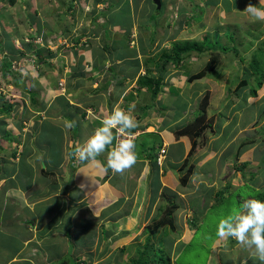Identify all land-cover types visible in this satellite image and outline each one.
<instances>
[{
    "label": "rangeland",
    "instance_id": "374dc122",
    "mask_svg": "<svg viewBox=\"0 0 264 264\" xmlns=\"http://www.w3.org/2000/svg\"><path fill=\"white\" fill-rule=\"evenodd\" d=\"M71 3L70 7L67 0H16L13 4H8L7 0L0 2V43L3 45V51H0V108L8 103L12 108L9 112L0 113V162L6 160V154L12 158L9 155L11 152L16 153L15 162L19 159L20 150L27 142L25 136H28V130L34 129L33 121L36 118L38 121L46 119L54 125L62 120L66 123L65 119L61 120L54 113L67 110L62 102L63 98L68 100L71 97H68V90L72 95L73 89L74 95V83L94 71L90 58L93 54H106V57L117 55V46L113 41L122 39L121 51L138 56L143 66L139 72L143 74L146 72L147 52L169 49L175 40L201 41L206 37L210 42H215L218 48L221 45L228 47L219 54L213 71H208L199 79L187 81L188 75L199 70L209 59V50L199 56L191 54L175 68L166 64L160 96L154 97L153 106L147 95L140 92L133 97L132 107L140 108L142 114L148 113L146 109L158 111L164 115V123L172 121L173 125L168 124V132L173 135L168 155L172 162L177 163L169 166V171L175 172L171 178L178 180L186 171L179 169L184 158L192 165L187 184L182 185L179 180L180 189L186 193L178 190L175 191L177 194L171 195L164 188L160 190V197H169L170 201L182 204V207L173 214L177 225L175 230L162 227L154 237L156 245L169 253L171 264H207L209 259L217 257L221 264H235L232 252L223 247L214 250L213 247L218 239L215 235L217 221L238 208L244 200L253 198L252 189L264 188V81L256 87L255 95L249 92L248 86L253 83L254 76L248 62L255 59L264 66V45L260 42L264 38V20H256L244 11L248 3L264 8V0H160L159 9H156L153 0H74ZM109 3L112 4L110 7ZM125 29H129V32L125 33ZM106 30L110 32L107 31L104 36ZM130 36L132 38L128 41ZM72 37H77L78 43L72 42ZM87 40L90 43H84ZM99 49L105 53H100ZM35 51H39V54ZM4 54L12 55V61L10 69L2 71L1 59ZM39 56L43 60H39ZM97 58L101 60L103 56ZM97 63L95 68L102 71L103 66ZM121 63L131 65L136 70L138 60L128 58ZM84 65L90 70H86ZM146 66L157 74L153 62H147ZM135 73L129 74L132 79H135ZM245 77H250L251 82L235 91L232 79ZM204 98V109L208 111L206 119L213 120L212 126L196 143L192 144L189 139L183 143L184 137L181 139L176 135L177 129L192 120L195 109ZM104 117L101 115V118ZM68 119L74 120L70 116ZM77 125L71 129L72 133L77 132L78 128L80 131L86 129L82 123ZM6 128L12 132L10 140L3 137ZM71 131H68V138ZM28 139L33 141L35 137ZM37 142L31 144L34 146ZM242 142L245 143L242 145ZM242 161H246V164L242 165ZM6 169L9 170L8 167ZM149 180L152 183L150 190L155 193L160 180L154 170ZM196 187L192 194L191 190ZM222 188L223 193L213 194L216 189ZM186 194L191 196L192 202H201L202 205L197 206L199 212L192 219V224L195 223L192 235L184 239L180 237L181 243L173 246L171 243L180 235L184 221L191 218L185 217V206L188 207ZM200 217H203L201 221ZM74 219L75 233H67L64 223L65 227L62 226L54 237L51 251H59L61 258L63 242L69 235L70 242L65 243L67 246L63 250L68 254L79 243L76 253L80 258L86 257L85 264L97 261L126 264L129 252L130 255L134 254L135 244L141 245L147 234L143 225L135 232L138 235L131 238L103 236L104 245L111 246L101 250L103 256L98 258V250L83 249L81 246L91 236L88 214L80 211L74 215ZM122 247L124 251H121ZM110 251L108 256L107 252ZM52 254L55 256L54 253L50 256ZM245 254V264H262L251 256L249 250ZM88 255L90 258L87 259ZM3 258L7 256L0 251V260Z\"/></svg>",
    "mask_w": 264,
    "mask_h": 264
},
{
    "label": "crops",
    "instance_id": "0c3cea01",
    "mask_svg": "<svg viewBox=\"0 0 264 264\" xmlns=\"http://www.w3.org/2000/svg\"><path fill=\"white\" fill-rule=\"evenodd\" d=\"M112 43H116L117 55L111 57L112 54H110L106 57V54H93L90 58L92 60L91 68L94 71L90 75H83L84 79L74 83L76 84L74 95L73 89L72 95L68 90V97L69 95L71 97L68 100L63 98L62 102L67 110H59L54 113L61 120L65 119L66 122L75 121V125L82 123L86 129L80 131L78 128L77 132L73 131L72 133L71 129L67 130L63 120L54 125L51 122L48 123L46 119L38 121L36 118L33 121L34 129L28 130V136H25L27 142L20 150L19 159L15 162L14 155L16 153L11 152L9 155L12 158H8L6 154V160L0 162V181L4 179L3 182H0V251L7 256L0 260V264H64V260L70 256H73L72 258L75 260L78 256L76 251L78 252L79 243H76L73 251L68 254L63 250L67 246L65 243L70 242L69 235H66L67 239L63 242L61 258L58 255L59 251L52 252L51 247L55 240L54 237L64 223L66 227H63L66 228L67 233L69 231L75 233L72 221H75L74 215L79 214L80 211H85L88 214L89 222L87 223L91 229L90 235L93 240L92 244L81 246L84 247L83 249L95 248L98 250L97 257L100 258L103 256L102 251L111 246L104 245L103 236L124 239L134 237L133 235L137 236L138 234L135 232L140 227L142 228L143 225L147 227L153 219L160 217L166 206L173 203L172 200H169L171 198L159 196L161 189H166L171 195L177 194L175 191L178 190L181 193H186L185 190L180 189L179 181L171 178L175 172L169 171L170 164L177 163L176 161L172 162L168 155L169 142L173 139V135L168 132V124H172V121L164 123V115L158 111L146 109L148 113L142 114L140 108L132 107V101L135 99L133 97L137 93L143 92L147 95L152 106L154 98L151 100L147 92L143 89L139 90L137 87V77L144 74V72L143 74L139 72L143 66L140 64L138 56L124 54L121 51L122 39ZM143 49L145 50V48ZM99 52L105 53L100 49ZM146 54L149 59L151 54L148 52ZM101 55L103 58L99 60L97 56ZM133 55L134 57L131 59ZM128 58L131 61L138 60V65H135L136 70L131 65H121V62ZM82 59L84 60L85 56ZM104 61L105 63H103ZM95 62H99L97 64L103 66L102 71L95 68ZM171 65L175 68L173 64ZM84 66L86 70H90L88 66ZM154 66L156 67L155 64ZM145 68L146 71H150L146 62ZM166 68L167 65H165ZM134 71L137 75L135 79H132L129 74ZM78 79L80 80V75ZM83 82L85 84L82 85ZM156 96H160L159 91ZM40 106L42 107V105ZM116 107L133 115L138 122V127L132 131L137 134L135 144L139 160L132 169L123 174L114 173L111 169L104 171L107 151H110V146L104 154L97 157L95 162L82 163L78 159L66 155L72 151L75 144L83 142L96 127L100 126L103 119L101 115H108ZM131 108L133 110H129ZM69 116L74 120L68 119ZM68 131H71L70 138H68ZM33 136L35 140L28 139ZM181 137H184L183 143L189 139L187 136ZM37 140V145L33 146L31 143ZM162 145L166 146V158L163 165L158 167L157 175L160 185L153 193L150 190L152 183L149 176L153 168L152 160ZM184 153L186 152L184 151ZM6 167L9 168L8 171ZM49 175L53 176L48 177ZM177 184L178 189H176ZM224 184L227 185L226 182ZM197 187L191 190L192 194L195 192L194 190H197ZM219 190L216 189L213 194ZM187 197L188 207L184 205L186 208L185 217L191 216V218H185L180 235L174 238L171 243L173 246H176V243H181L179 241L181 238L184 239L183 237L192 235L195 230V223L192 224V219L199 212L198 207L202 203L192 202L191 196L187 195ZM181 207L182 204H176L172 214ZM202 218H199L200 221ZM77 223L79 226V221ZM176 227L177 225L174 226V229ZM108 240L111 241L110 238ZM218 247L226 248L229 253H233V263H246V249L238 245L235 240L224 241L218 238L215 240L213 249L216 250ZM111 251L107 252L108 256ZM51 253H54L55 256L53 254L50 256ZM58 258L61 260L60 262L57 261ZM88 258H90L89 255ZM211 261H214L212 264H221L219 257L214 260L209 259L207 264H211ZM106 262L97 261L91 262V264H106ZM65 264L74 263L69 260Z\"/></svg>",
    "mask_w": 264,
    "mask_h": 264
},
{
    "label": "trees",
    "instance_id": "16d2710c",
    "mask_svg": "<svg viewBox=\"0 0 264 264\" xmlns=\"http://www.w3.org/2000/svg\"><path fill=\"white\" fill-rule=\"evenodd\" d=\"M3 1L5 0H0V2H3ZM15 1L16 0H7L8 4H13ZM73 1L74 0H67V4L71 7L72 6L71 2ZM108 5H109L108 7H110V5L112 4L109 3ZM107 31L109 30L104 31L103 33L104 36H106ZM128 32H129V29H125V33H128ZM127 40L129 41L130 38L128 37ZM202 40L201 41H196V40L177 41L175 40L171 43V46L169 47V49H161L160 55L158 57L157 55L154 57L150 56V58L146 60L145 62L146 63L153 62L156 65L157 74L155 75L151 71L148 70L143 75L138 76L136 79L138 89L139 90L143 89L145 92H147L149 97L152 100L158 94L160 85L162 83V75L165 71V65L169 63V64H173L174 66H179L181 61L187 57H190L191 54H196L197 56H199L201 53L209 50L210 57L207 60V62L199 70L193 73H190L188 75L187 81L190 82L192 80L201 78L205 76L208 71L214 70L219 61V54L221 52H225L228 49V47L221 45L218 48V46L215 45V42L214 43L210 42L208 38L206 37ZM72 42H75V44L78 43V38L73 37ZM88 42L90 43V40H87L84 43H88ZM260 42L262 45H264V38L260 40ZM126 44L128 43L126 42L125 46H127ZM122 47L123 45H121L120 48ZM12 48L14 47L12 46ZM0 51H3V45L1 43H0ZM35 52L36 54H39V51H35ZM9 54L8 55L4 54L1 59L2 71L10 69L12 55H9ZM39 58H40L39 60H43L42 57L39 56ZM251 60L248 62V66L250 68L252 75L254 74V76L252 77L253 83L248 85L251 82L249 80L250 77L239 78L236 80L232 79L231 82L235 84L234 85L235 91L243 85H248L249 92L252 95H255L256 87H259L264 81V66H262L261 61H257L255 59H253L252 61ZM205 104H206V99L204 98L202 102L201 101L199 102L198 108L195 109V113H194L192 120L187 122L181 128L177 129L178 131L176 130L177 136L186 135L189 137V141H191V143L194 144L197 142V139L200 136H203L205 134V130L211 128L213 120L206 119V115L208 111L207 109H204ZM11 109H12L11 105H9L8 103L7 105H3L0 108V113L9 112ZM11 134L12 132L10 131L9 128L4 129L3 137L10 140ZM245 142H248V140ZM245 142H242L240 144L243 145ZM187 162L188 161L185 158L179 167L181 171L186 170L184 174L182 175L180 174L181 176L179 180L182 185L187 184V179L190 174L189 172L192 169V165L188 164ZM245 164H246V161H242V165H245ZM152 166H153L152 170H154V172L157 173L158 166H157L155 159L152 160ZM221 193H223V188L217 191L216 195L221 194ZM251 196H253V198H257V199L264 201V188L262 190H257L255 188L252 189ZM174 208H176V204L174 203L169 204L162 210V214L160 215L159 218L153 219L152 222L147 225L146 229H144V232L145 231L147 232V234L144 237V242L141 245L135 244L134 254L129 255L128 257L129 261L126 264H171L169 253L166 252L164 248H161L159 247V245L158 246L156 245V242L154 241V237L158 234L160 229L164 226H167L169 229L174 230L175 221L173 220V214H172ZM92 242L93 240L90 236L89 241L84 243L83 246L90 245L92 244ZM121 251H124V247H122ZM72 257L71 256L67 257L66 259L67 261L66 260H64L65 262L63 261L64 264L67 263L69 260H71V262L74 264H79L80 261L83 259V258L76 256V259L74 260ZM177 264H180V263H177Z\"/></svg>",
    "mask_w": 264,
    "mask_h": 264
},
{
    "label": "clouds",
    "instance_id": "9594fccd",
    "mask_svg": "<svg viewBox=\"0 0 264 264\" xmlns=\"http://www.w3.org/2000/svg\"><path fill=\"white\" fill-rule=\"evenodd\" d=\"M244 11L256 20H264V8L248 3ZM148 54H151V57L156 55L158 57L160 52H148ZM65 127L69 130L74 128L75 121H67ZM137 127L138 122L133 115L116 107L102 119L100 126L96 127L83 142L74 145L69 155L82 163L95 162L97 157L104 154L110 146L104 171L111 169L114 173L123 174L132 169L139 160L135 144L137 134L132 131ZM116 132L120 139L114 145ZM161 148H164V152L159 155ZM165 148V145L160 146L153 158L158 167L163 165L166 158ZM215 235L224 241L235 240L242 248L249 250L251 256L264 264V201L257 198L244 200L238 208H234L217 221ZM83 259L80 264H85Z\"/></svg>",
    "mask_w": 264,
    "mask_h": 264
},
{
    "label": "built area",
    "instance_id": "2783aa9c",
    "mask_svg": "<svg viewBox=\"0 0 264 264\" xmlns=\"http://www.w3.org/2000/svg\"><path fill=\"white\" fill-rule=\"evenodd\" d=\"M119 139H120V136H119V134L116 132V140H115L114 145H115L116 143H118ZM159 152H160L159 155H161V154L164 152V148H161Z\"/></svg>",
    "mask_w": 264,
    "mask_h": 264
},
{
    "label": "water",
    "instance_id": "95a60500",
    "mask_svg": "<svg viewBox=\"0 0 264 264\" xmlns=\"http://www.w3.org/2000/svg\"><path fill=\"white\" fill-rule=\"evenodd\" d=\"M155 6H156V9H159L160 8V0H153Z\"/></svg>",
    "mask_w": 264,
    "mask_h": 264
}]
</instances>
